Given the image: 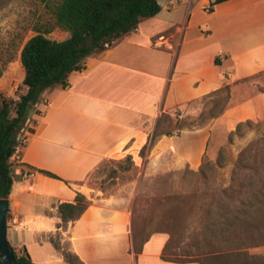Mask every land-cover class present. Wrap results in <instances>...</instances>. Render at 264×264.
I'll return each mask as SVG.
<instances>
[{
    "label": "crops",
    "instance_id": "0c3cea01",
    "mask_svg": "<svg viewBox=\"0 0 264 264\" xmlns=\"http://www.w3.org/2000/svg\"><path fill=\"white\" fill-rule=\"evenodd\" d=\"M159 4L157 16L142 19L113 47L88 57L85 68L70 75L68 88L47 89L29 113L12 158L7 220L10 245L26 249L33 264H69L50 242L57 233L82 264H201L168 259L167 233L152 234L137 250L130 198L94 190L87 181L120 150L150 146L162 116L264 73V0H226L213 7L210 0ZM162 36L166 40L158 42ZM203 134L184 130L162 140L150 170L199 165ZM78 193L90 207L58 232V206L74 203Z\"/></svg>",
    "mask_w": 264,
    "mask_h": 264
},
{
    "label": "rangeland",
    "instance_id": "374dc122",
    "mask_svg": "<svg viewBox=\"0 0 264 264\" xmlns=\"http://www.w3.org/2000/svg\"><path fill=\"white\" fill-rule=\"evenodd\" d=\"M60 2L0 0V63L13 57L0 79V97L25 92L21 49L37 29L53 25ZM48 37L65 40L69 34L56 28ZM194 129L204 133L201 163L153 173L150 159L159 143ZM87 184L130 198L137 250L152 234L167 233L165 253L173 261L264 264V73L162 116L145 154L129 146L120 150Z\"/></svg>",
    "mask_w": 264,
    "mask_h": 264
},
{
    "label": "trees",
    "instance_id": "16d2710c",
    "mask_svg": "<svg viewBox=\"0 0 264 264\" xmlns=\"http://www.w3.org/2000/svg\"><path fill=\"white\" fill-rule=\"evenodd\" d=\"M224 1L226 0H210L212 7ZM161 11L159 0H61L53 11V25H45L43 30L37 29L36 35L23 44L20 60L25 70V92L17 98L0 97V199H8L11 194L14 184L12 158L22 144L19 136L29 113L38 104L42 94L56 86L68 88L70 75L82 71L88 57L108 50L106 44L113 47L122 36L135 31L142 19L153 18ZM56 28L67 32L69 38H49L48 35ZM12 60L13 57H10L0 63V79ZM219 63V59H216V64ZM228 87L226 85L213 94L221 93ZM148 147H143L140 153L145 154ZM26 168L28 171L62 180L48 171L31 166ZM242 168L247 166L243 165ZM90 205L91 202L81 193L77 194L74 203L60 204L57 209L60 219L57 224L58 232L80 219ZM227 230V227L222 229L221 234L225 235ZM50 242L63 254L66 262L82 264L79 257L62 244L60 233L51 237ZM11 250L14 255L12 264H33L26 249L17 251L11 246ZM223 254L225 253L215 252L214 256ZM164 259H167L165 253ZM0 264H3L1 254Z\"/></svg>",
    "mask_w": 264,
    "mask_h": 264
},
{
    "label": "water",
    "instance_id": "95a60500",
    "mask_svg": "<svg viewBox=\"0 0 264 264\" xmlns=\"http://www.w3.org/2000/svg\"><path fill=\"white\" fill-rule=\"evenodd\" d=\"M8 212V199H0V254L3 264H12L14 261V255L8 240Z\"/></svg>",
    "mask_w": 264,
    "mask_h": 264
},
{
    "label": "built area",
    "instance_id": "2783aa9c",
    "mask_svg": "<svg viewBox=\"0 0 264 264\" xmlns=\"http://www.w3.org/2000/svg\"><path fill=\"white\" fill-rule=\"evenodd\" d=\"M165 40H166V39H165V37H163V36L158 38V42H161V43H163ZM160 46H162V45H160ZM110 47H111V46H110L109 44H106V48L109 49Z\"/></svg>",
    "mask_w": 264,
    "mask_h": 264
}]
</instances>
